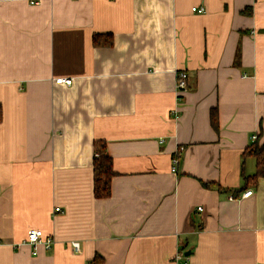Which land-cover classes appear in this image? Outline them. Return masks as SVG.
Wrapping results in <instances>:
<instances>
[{"label":"crops","instance_id":"1","mask_svg":"<svg viewBox=\"0 0 264 264\" xmlns=\"http://www.w3.org/2000/svg\"><path fill=\"white\" fill-rule=\"evenodd\" d=\"M0 106V264H264V0H0Z\"/></svg>","mask_w":264,"mask_h":264},{"label":"trees","instance_id":"2","mask_svg":"<svg viewBox=\"0 0 264 264\" xmlns=\"http://www.w3.org/2000/svg\"><path fill=\"white\" fill-rule=\"evenodd\" d=\"M2 120V108L0 106V122ZM263 123V122H262ZM212 125L218 127L217 112L212 113ZM256 141L247 149L246 153L252 155L257 161V173L255 178L250 180L257 181L259 177H264V127L257 137ZM96 154L99 155L94 160V195L98 199H105L111 195V181L116 175L112 167V160L105 147L98 143L96 146ZM248 179V180H249ZM249 180V181H250ZM104 260L97 255L91 264H103Z\"/></svg>","mask_w":264,"mask_h":264},{"label":"built area","instance_id":"3","mask_svg":"<svg viewBox=\"0 0 264 264\" xmlns=\"http://www.w3.org/2000/svg\"><path fill=\"white\" fill-rule=\"evenodd\" d=\"M32 3H35V2H32ZM192 11L197 12V13L205 12L203 8H197V7H194ZM55 81H56V84H66L68 86H71L73 84V80L71 78H57ZM187 81H188V74L184 71L179 72L178 78H177V84H176L178 95L185 91L187 87ZM256 138L257 137L254 136V139ZM183 150L184 148L180 147L176 152V155L173 160V171L174 172L178 171L179 158ZM252 193L253 192L251 190L247 191L246 193L243 194V197L248 198L249 196L252 195ZM199 210H202V208L200 207ZM56 212H60V208H56ZM27 242L29 245L33 247L34 254H37V249L39 246H44L46 249H50L55 244L56 240L53 236L46 235L42 230L33 229V230H30L28 233ZM71 245L74 251L79 252L81 250V245L79 242H72ZM180 255L182 256V254ZM180 255H178V257Z\"/></svg>","mask_w":264,"mask_h":264},{"label":"water","instance_id":"4","mask_svg":"<svg viewBox=\"0 0 264 264\" xmlns=\"http://www.w3.org/2000/svg\"><path fill=\"white\" fill-rule=\"evenodd\" d=\"M190 254V252H187V254L186 255H189Z\"/></svg>","mask_w":264,"mask_h":264}]
</instances>
